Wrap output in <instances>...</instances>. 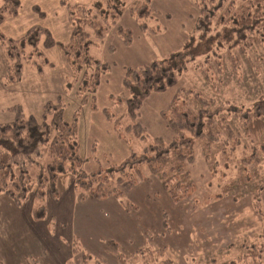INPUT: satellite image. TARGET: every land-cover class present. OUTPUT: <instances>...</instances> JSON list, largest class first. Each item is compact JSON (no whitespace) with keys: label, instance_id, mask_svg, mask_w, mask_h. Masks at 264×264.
Segmentation results:
<instances>
[{"label":"trees","instance_id":"16d2710c","mask_svg":"<svg viewBox=\"0 0 264 264\" xmlns=\"http://www.w3.org/2000/svg\"><path fill=\"white\" fill-rule=\"evenodd\" d=\"M150 1L130 4L128 0H92L82 4L62 0L71 27L70 41L62 45L66 61L72 68L71 78L63 94L57 95V101L43 105L41 120L33 114L26 115L18 105L14 107L16 114L12 121L0 122V196L6 195L16 205H22L32 193V217L44 219L47 194L57 199L59 177L70 173L75 178L78 203L112 197L123 210L129 211L135 207L125 199L124 192L133 188L138 180L148 182L149 177L143 178L142 172L146 166L171 200L177 201L183 191L193 186L188 163L193 162L197 141L209 171L220 173L217 185H225L223 192L218 191L216 195L227 193L228 185H242L248 189L247 193L252 189V205L262 221L263 228L255 240L243 241L238 247L244 252L237 259L221 264H264V178H259L264 172L255 174L251 166L254 163L264 165V97H259L248 108L224 101L213 109L193 112L178 104L179 98L189 92L180 85L168 107L159 112L173 130L169 141L151 135L138 118L145 98L152 92H164L176 86L189 69H200L207 62L218 68L223 52H227L233 68L238 60L235 51L246 56L249 51L261 47L264 53V0H191L198 15L180 48L150 63L124 67L121 84L128 96L109 97L114 104L123 103L124 112L117 116L109 108L101 110L119 139L127 144L128 155L107 165H100L94 157L95 168L88 170L84 166L87 158L79 153L78 116L84 105L98 109L95 92L101 76L110 70L109 63L96 58L90 49L105 43L112 28L125 45L131 44V29L117 25L125 10L143 31H163L164 27L157 24L152 13ZM18 4V0L2 1L0 24L6 15L17 12ZM43 31L41 26L32 25L15 39L0 32V44L8 58L3 84L20 79L23 63L29 62L40 69L44 57L38 49V40ZM46 41L47 45L53 43L49 36ZM261 56L257 53L256 59ZM200 57L203 59L197 62ZM201 71L209 80L207 69ZM64 96H71L77 103L70 120L64 118ZM197 99L208 102L200 96ZM135 138L145 143L139 152L130 146ZM95 146L90 147L91 154ZM107 243L116 250L113 240ZM71 247L82 258V264H107L86 251L78 238L73 239ZM149 255L158 258L154 252L150 251ZM211 259L213 262L214 258Z\"/></svg>","mask_w":264,"mask_h":264},{"label":"rangeland","instance_id":"374dc122","mask_svg":"<svg viewBox=\"0 0 264 264\" xmlns=\"http://www.w3.org/2000/svg\"><path fill=\"white\" fill-rule=\"evenodd\" d=\"M2 1L0 0V5ZM18 1L17 12L14 15H6L3 18L0 24V32L7 37L15 39L24 35L32 25L41 26L44 31L40 34L38 49L43 53L44 61H40V69L29 62L23 63L20 79L14 83L6 81L3 84L5 64L8 63V58L6 54L4 55V48L0 44L1 123H8L15 118L16 111L14 107L18 105L26 115L33 114L37 120H41L43 105L48 101L52 103L57 101V95L63 94L66 83L70 80L72 73V68L67 63L62 51V45L70 41L71 35L67 9L62 0ZM72 1L83 4L90 3L92 0ZM182 1V4L172 0L150 1L153 9L152 13L157 19V24L164 27V30L166 27L165 23L172 24L173 27L177 26V14L180 18V13L188 10V5L189 7L191 5L194 9L193 11L196 10L197 7L191 0ZM138 2L140 0H128L130 4H137ZM124 14L126 15L125 18H123L122 22L119 19L117 25L129 28L131 23L141 34L150 37H153L154 34L157 36L163 34V32L165 33L164 30L158 33H152L149 30L143 31L128 13V10H125ZM194 17V15H191L190 19L193 20ZM180 22H182L181 18ZM48 36L53 41L50 45H47L46 41ZM115 36V28H112L107 34L105 43L101 46L92 47L90 49L91 53L96 58L98 57L102 61L107 62L106 55L102 54V51L98 49L106 48L113 51L111 48L113 44L111 43H114ZM116 38L118 37L116 36ZM131 38L132 40L134 38L133 32ZM157 38L165 40L166 36H158ZM167 51L171 53V48L169 50L166 48L162 52L156 49L154 50L155 55H153L156 57L165 56L168 54L166 53ZM163 53L166 54L163 55ZM233 53H236L238 58L237 64H234L235 68L232 67L227 52H223L221 65L218 66L220 71L216 68L217 66H213L210 62L201 65L200 69H189L178 80L176 85V89L178 86L183 85L189 90L187 94L179 98L178 104H182L183 108L193 112H197L202 108L213 109L224 101L230 102L231 105L235 103V105H239L242 108H248L259 97H264V53H262V48L257 47L255 50H251L246 56L239 55L237 51ZM257 53H261V58L256 59ZM202 59L203 57H200L197 62ZM201 69H207L209 80ZM116 96L123 98L122 95ZM197 96L205 98L208 102H200ZM63 98L65 104L64 118L70 120L76 112L75 100L71 96H64ZM103 101H105L104 105H107V108L110 106L109 109L114 112V106L110 105L113 101L109 98ZM96 104L98 107L97 101ZM97 110L99 111L100 108L98 107ZM83 116L84 114L80 111L78 120H82L80 121L81 123L83 122ZM164 126L172 133L170 132L169 137L165 136V138L162 135L159 136L169 141L174 133L167 126L166 121ZM149 133L153 135L150 131ZM79 140V153L82 156L85 155L84 157L88 159V161L86 159L84 164L88 170L96 167L94 157L100 165H107L115 163L117 158L124 156L123 149L120 150L117 142H111V139L100 138L99 143L93 141L90 144L85 142L82 132L81 134L79 132ZM144 144L143 141L135 138L130 146L133 151L139 152ZM90 145H96L95 155L93 154L94 157L92 155V157L89 156L88 158V155L83 153L84 149H90ZM194 150L193 162L188 163L193 186L188 188L186 192L183 191L180 195L182 197L177 201L171 200L158 178L146 166L143 167L142 172L143 178L149 177L148 182L140 180L144 184L137 186L136 183L133 188L129 189L134 193L137 190L147 191V195L144 198H146L148 209L151 211L148 217L150 219V229L146 230L143 237L144 241L140 242L143 243L142 246L135 250L133 254L126 255L127 253H120L117 249L112 248L107 243L109 239H105L106 244L114 251L113 254H109L106 251L101 257L94 254L95 257L103 263H107L106 261L110 260V263L107 264H151L153 262L155 264H202L203 261L204 264H221L225 261H232L234 258L237 259L238 255L244 252V250H239L238 247L243 241H254L255 236L263 228L261 218L256 214L252 205V196L250 194L252 189L249 188L247 193L248 189L246 187L234 184V186H226V189L229 190L227 193L216 195L218 191L223 192L225 188V185H220L219 183L217 185L220 173L214 174L209 171L208 163L204 159L203 151L197 141H195ZM262 165L251 164L253 172L262 175L264 172V165L261 167ZM259 178H264V173ZM129 190H125L124 196L126 191ZM30 195L33 194L31 193ZM132 206L135 207L132 209L133 211H140L135 202H132ZM114 243L117 244L115 241ZM81 246H83V242ZM150 251L151 253L154 252L158 258H150ZM138 252L139 254H137ZM123 253L125 256L121 255ZM212 257L214 258L213 262H211ZM80 259L82 264V258Z\"/></svg>","mask_w":264,"mask_h":264},{"label":"crops","instance_id":"0c3cea01","mask_svg":"<svg viewBox=\"0 0 264 264\" xmlns=\"http://www.w3.org/2000/svg\"><path fill=\"white\" fill-rule=\"evenodd\" d=\"M172 1L183 3L182 0ZM154 7L156 8L155 3ZM193 10L191 5L190 7L188 5L187 13L184 11L180 13L182 22L177 14L176 27L165 23V33L157 36L154 34L153 37L141 34L130 23L129 28L134 37L130 46L125 45L120 38L115 36L114 43H111L113 51L106 48L98 49L106 55L110 70L101 76L95 92L100 110H93L89 104L81 107L84 116L82 123L80 122L82 120H79L78 132L80 134L82 132L85 142L91 144L93 141L99 143L100 138L111 139V142H117L124 153V156L117 158L116 162L128 155L127 144L118 138L112 123L105 119L101 111L103 107L107 108L103 100H107L110 95H122L123 98L128 96L125 87L121 84L124 67L150 63L156 57L154 56L156 49L162 52L166 48L168 50L171 48L173 52L180 48L186 40L187 31L192 28L198 15L197 8ZM124 12L120 22L126 16ZM191 15L195 16L193 20L190 19ZM158 36H166V39L160 40ZM175 91L176 86L164 92H152L141 104L139 121L155 136L169 137L171 131L164 126L165 121L159 112L168 107ZM110 105L114 106L116 115L122 114L125 110L123 103L117 105L111 102ZM89 150L84 149L83 153L87 154L88 158L93 155ZM74 180L73 175L69 173L59 177L57 199L49 194L45 198L47 215L44 219H33L32 217L33 195L29 194L22 201V205H16L6 195L0 196V264H81L80 256L75 254L71 247L75 238H78L81 244L83 242L85 250L91 252V255L97 254L100 257L106 251L109 254L114 252L106 244L105 239H113L117 242L116 249L120 253H127L126 255L133 254L142 246L143 243L140 242L144 241L146 230L150 229L148 217L151 211L144 198L147 191L137 190L135 193L131 190L126 191L125 198L135 202L140 211H125L118 200L112 197L78 203L75 200ZM141 184L144 183L139 180L137 186ZM106 262L110 263V260Z\"/></svg>","mask_w":264,"mask_h":264}]
</instances>
